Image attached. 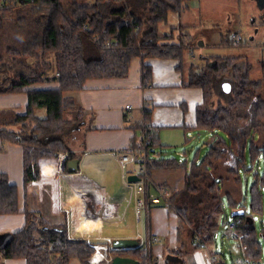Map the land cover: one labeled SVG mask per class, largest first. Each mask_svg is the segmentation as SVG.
Masks as SVG:
<instances>
[{
  "label": "trees",
  "instance_id": "1",
  "mask_svg": "<svg viewBox=\"0 0 264 264\" xmlns=\"http://www.w3.org/2000/svg\"><path fill=\"white\" fill-rule=\"evenodd\" d=\"M20 1L22 6L0 9V95L26 94L28 105L24 115L7 114V118L12 117L9 125L0 128V138L23 147L25 185L41 179L42 160L59 153H68V160L79 157L73 147L81 141L78 135L85 116L71 98L64 96L65 92L82 90L88 79L126 77L136 57L174 59L179 62L176 69L182 73V86L203 91L194 128L213 136L207 142V152L201 156L197 150L189 164L177 158L150 155V176L155 169H186L185 188L170 191V203L180 221L211 243L220 222L226 228L239 220L236 230L243 236L245 258L260 261L262 243L255 216L263 218L260 234L264 239V59L260 78H253V66L246 57L204 56L201 65L192 63L186 68L185 50L194 47L193 38L183 32L185 27L160 34V26L168 22L171 13H181L196 0ZM13 17L21 38L4 52L5 29ZM176 31L179 40L175 42ZM221 45L237 46L228 38ZM89 49H95V57L86 56ZM27 59H34L35 65ZM18 64L27 70L17 69ZM151 72L149 65L143 66L145 87L151 84ZM53 79L60 84L58 89L30 88ZM222 81L232 85L230 93L219 88ZM42 109L46 110L45 117L38 115ZM138 127H150V149L162 147L159 128L152 126L146 106L144 120ZM50 164L47 161L44 166ZM225 167L228 169L223 174ZM243 171L254 172L248 190L249 210L231 194L233 184L240 186ZM224 196L231 214L237 210L244 213L226 215L221 221ZM148 198L142 214L147 215L150 237L153 205ZM21 212L26 224L17 232L5 234L10 238L7 244L0 245V264L7 259H24L27 264H91L96 254L94 243L71 238L65 224L49 223L27 204L21 211L17 186L10 183L7 173L0 172V215ZM150 242L135 248L113 249L112 254L138 259L140 264H158Z\"/></svg>",
  "mask_w": 264,
  "mask_h": 264
},
{
  "label": "crops",
  "instance_id": "2",
  "mask_svg": "<svg viewBox=\"0 0 264 264\" xmlns=\"http://www.w3.org/2000/svg\"><path fill=\"white\" fill-rule=\"evenodd\" d=\"M256 1L264 9V0ZM200 5L201 0L190 2L179 13L180 17L184 16L180 18V23L171 25V28L185 27L183 32L192 37V28L207 25L210 18L208 12H197L201 10ZM191 9L192 16L187 18L186 14ZM197 13L200 17L193 19L198 16ZM205 44L204 41L199 43L202 47ZM263 59L264 56L258 61L260 69ZM178 64L174 59L142 60L136 57L126 77L88 79L82 90L65 92L64 96L71 98L85 116L83 130L78 135L81 141L73 147L79 155L75 158L79 159L76 172L69 171L68 162L71 160L68 158L61 165L54 162L55 157L45 159L40 164L41 179L25 185L23 147L17 142L0 138V172L7 173L10 183L17 186L21 211L27 204L31 211L49 223L65 224L71 238H83L94 243L96 253L105 251L112 254L114 240L137 239L140 245H144L152 238L150 247L158 264H212L211 255L225 264L222 253L213 252L209 247H195L191 227L182 223L178 212L168 205L151 206V236L148 237L147 215L137 214L134 199L125 184L130 176H136L139 166L130 163L123 168L113 156L115 150H128L139 144L142 130L138 125L144 120L145 106L150 111L152 126L159 128L162 147L190 142L187 133L191 131L187 127L196 125V110L204 96L200 88L182 86V73L176 69ZM144 65H149L152 70L151 84L147 87L143 83ZM59 87L60 84L53 79L30 88L54 90ZM27 105L26 94L0 95V128L7 126L8 119L4 115H24ZM128 105L132 106L131 109H127ZM157 150L151 149V156L164 157ZM184 155H180V162ZM47 161L51 164L44 166ZM49 166L51 168L47 171ZM151 178L170 191H179L186 186V169H155ZM231 187L234 198L241 200L243 186ZM222 206L225 209L224 201ZM137 221L139 230L136 228ZM25 224L22 212L0 215V235L17 232ZM217 236L216 233L215 239ZM9 238V235L0 237V245L7 244ZM4 264L27 263L24 259H7Z\"/></svg>",
  "mask_w": 264,
  "mask_h": 264
},
{
  "label": "rangeland",
  "instance_id": "3",
  "mask_svg": "<svg viewBox=\"0 0 264 264\" xmlns=\"http://www.w3.org/2000/svg\"><path fill=\"white\" fill-rule=\"evenodd\" d=\"M201 10L197 11L198 13L208 12L210 18L207 25H202L201 27H194L191 30L193 38V48H187L185 50L186 55V68L190 66V63L202 64L201 57L204 56H220V57H246L247 60L253 65V78L261 77V69L259 60H261L262 46L264 45V9L259 7V4L256 0H201ZM10 7H15L10 6ZM189 11L186 16H192ZM197 13V14H198ZM183 14V13H182ZM190 14V15H189ZM184 17V16H182ZM179 13H171L168 23H163L160 26V34L169 33L171 30V25L177 26L180 23ZM200 17L195 16L193 19ZM14 18V19H13ZM7 22V27L5 33L7 37L3 40L4 49L10 46H15L19 40L18 27L15 22V17ZM14 20V21H13ZM182 20V19H181ZM258 30L257 33H255ZM242 34L244 37L243 42L240 45H227L222 46L223 39H229L232 34ZM174 40L178 41V31L174 34ZM254 37V39H251ZM200 41H204L206 44L204 47L200 46ZM91 47V46H90ZM194 54V57L192 56ZM88 58H93L96 56L95 49H89L86 53ZM9 59V58H7ZM48 59H52V56H49ZM34 59H27L28 63H31L32 66L35 65ZM17 69L27 70L26 66L16 65ZM52 76V72L48 73ZM11 75V74H10ZM223 81L219 82V88H222ZM264 96V88H263ZM40 117H45L46 110L42 109L38 111ZM5 119L10 120L12 116L7 118V115H4ZM6 125H9L8 123ZM14 126H10L13 128ZM188 136L190 142L185 144H179L174 146H164L159 147L157 152L159 155L169 158L179 159L180 155H184V159L181 162H187L188 164L194 159L195 153L197 150H200L201 156H203L208 150L209 138L213 136L212 133L205 131L196 130L194 127L189 128ZM227 167L221 170V173H226ZM253 174L241 172L242 179L240 187L243 186V193L241 202L248 207L249 210V194L248 190L253 182ZM234 186L236 184H233ZM225 209L222 215L223 221L226 218V215L230 217L231 209L227 203V198L224 196ZM249 212V211H248ZM141 215V214H140ZM139 215V216H140ZM261 216H255V227L257 228L258 234L260 236V241L262 243L261 255L259 262L264 263V239L261 237L260 230L262 228ZM136 228L139 230L138 221L136 223ZM142 229V224L141 227ZM225 226L220 222V228L217 231V238L209 243L208 247L213 250V252L222 253V258L224 259L225 264H247L246 258L243 251L239 248V242L237 238H228L224 235ZM239 233V232H238ZM240 234V233H239Z\"/></svg>",
  "mask_w": 264,
  "mask_h": 264
},
{
  "label": "built area",
  "instance_id": "4",
  "mask_svg": "<svg viewBox=\"0 0 264 264\" xmlns=\"http://www.w3.org/2000/svg\"><path fill=\"white\" fill-rule=\"evenodd\" d=\"M14 5L15 7H18L22 6L23 4L20 0H0V9L9 8L10 6ZM230 40L234 44H240L243 42L244 37L242 34L234 33L231 35ZM109 45H111V43L108 44V46ZM262 52L264 53V45L262 46ZM131 107V105H128L127 109H131ZM151 143V129L150 127H144L139 144L131 147L128 150H115L113 152V156L122 165L123 168H125V166L130 163H137L139 166L136 174L139 179L137 181L128 180V182L125 183L130 190L131 198L134 199V204L138 215H140L145 208L147 196L149 197L148 199L151 205L165 204L173 207L170 203V190L162 185L154 183L150 176L149 165L151 159ZM68 157V153H59L54 158V162L57 165L64 164ZM239 223V220L230 222L224 229V235L228 238H237L239 246L244 253L245 247L242 244L243 236L236 230V226ZM192 231L193 244L195 246L200 245L202 248L208 249V243L203 239V237L195 230L192 229ZM210 259L212 261V264H222L213 255L210 256ZM246 262L247 264H264L259 261L250 260L247 258Z\"/></svg>",
  "mask_w": 264,
  "mask_h": 264
},
{
  "label": "water",
  "instance_id": "5",
  "mask_svg": "<svg viewBox=\"0 0 264 264\" xmlns=\"http://www.w3.org/2000/svg\"><path fill=\"white\" fill-rule=\"evenodd\" d=\"M222 89L224 92L230 93L232 91V85L229 82H224ZM78 167L79 159H74L68 162V168L70 172H76ZM138 179L139 178L137 176L129 177L130 181H137ZM243 213V210L233 211L231 217H234L235 215H241ZM112 245L114 249H129L139 246L140 242L137 239H118L114 240ZM91 264H140V261L129 256L114 255L110 252L101 251L94 255L91 260Z\"/></svg>",
  "mask_w": 264,
  "mask_h": 264
}]
</instances>
